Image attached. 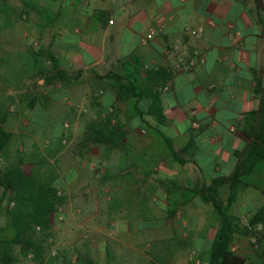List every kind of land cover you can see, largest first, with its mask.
I'll return each instance as SVG.
<instances>
[{"label": "crops", "instance_id": "1", "mask_svg": "<svg viewBox=\"0 0 264 264\" xmlns=\"http://www.w3.org/2000/svg\"><path fill=\"white\" fill-rule=\"evenodd\" d=\"M47 1V18L41 11L31 30L43 38L39 55L20 75L29 83L20 95V129L9 128L21 150L49 151L59 184L84 194L83 206L113 208L125 241L130 230L150 241L191 235L195 251L208 253L220 216L201 188L236 171L238 152L252 140L248 115L264 100V0ZM151 28L156 36L143 43ZM181 57L204 61L178 69ZM122 86L130 97L120 99ZM111 107L121 142L85 140L82 155L67 145L58 150L68 136L86 139ZM247 177L230 209L240 218L264 205V164ZM228 194L225 182L220 200Z\"/></svg>", "mask_w": 264, "mask_h": 264}, {"label": "rangeland", "instance_id": "2", "mask_svg": "<svg viewBox=\"0 0 264 264\" xmlns=\"http://www.w3.org/2000/svg\"><path fill=\"white\" fill-rule=\"evenodd\" d=\"M47 2V0H0V104L3 110L11 112V119L9 115V123L8 120L6 123L8 129H20V95L27 85L29 86V83L20 81V75L23 72L30 73L35 58L34 53L40 50L43 38L31 30L35 27L36 20L40 19L41 11L47 18ZM69 128L70 123L66 130L68 131ZM65 136H68V132ZM82 141H85V137L75 138L72 141L68 136L67 142L63 141V144L68 146L69 154L82 155ZM21 146L20 138L13 137L11 155L15 156L23 151ZM27 154L29 157V153ZM0 164H3L1 158ZM23 167L27 171L33 169L31 162H25ZM90 179L96 182L94 177ZM75 185L74 187L78 186ZM59 189L60 194L66 196V201L53 214L52 235L44 241L43 258L36 260L33 253L32 256L20 255V248L17 246L15 251L18 260L15 264H78L81 255L91 257L97 264H151L154 261L158 264H204L201 253L195 251L191 235L150 241L151 236L145 232L130 230L131 233H128L126 224L122 227L128 233L125 241V238L119 235L120 224L112 214L113 208L102 209L100 212L90 205L91 201L87 202L89 206L80 204L81 201L84 202V194L69 193L62 185ZM2 194L3 188L0 187V198ZM6 202L7 200L4 201L5 206ZM133 211L139 213L144 210ZM95 212L96 215L90 217ZM86 216L90 218L81 223ZM250 219V217L240 218L242 229L247 230V233L242 231L238 234L233 246L236 247L237 254L243 250L247 253L246 264H264V227L258 231L261 245L255 248L251 235L256 231L246 225V221ZM5 224L6 217L2 214L0 225ZM180 227L182 226L179 225L178 228ZM215 227L217 228L218 225ZM136 229L138 230L137 226ZM206 256L207 253H203V257Z\"/></svg>", "mask_w": 264, "mask_h": 264}, {"label": "trees", "instance_id": "3", "mask_svg": "<svg viewBox=\"0 0 264 264\" xmlns=\"http://www.w3.org/2000/svg\"><path fill=\"white\" fill-rule=\"evenodd\" d=\"M7 1V0H5ZM39 55L34 53V57ZM50 60L57 67V59L49 55ZM140 81V79H138ZM128 86L120 87V99L130 97L127 93ZM125 90V92L123 91ZM135 95L139 96L134 91ZM153 113V110H151ZM113 112L107 114L101 122H93L86 132L87 141H108L119 143L124 138V133L113 124ZM11 112L3 110L0 104V187L3 194L0 198V216L6 217V224L0 225V264H15L18 260L15 248H20V255L34 254V259L41 260L45 253L44 241L52 235L53 214L65 203L66 196L60 194V176L56 167H49V151H32L29 156L33 169L26 173L23 165L27 160V152L20 151L15 156L11 155V146L14 134L6 123ZM160 120L164 115L157 114ZM249 130L246 133L252 138L249 146L242 152L243 160L230 177L215 178L210 185L201 188V196L205 201L211 202L215 211L220 216V225L213 239L211 249L206 258L200 254L204 264H246V258L232 250V246L242 231L240 218L230 211L241 187L248 185L247 175L252 173L256 163L264 164V100L258 109L249 113ZM62 143V142H61ZM59 144L58 150L64 149V144ZM229 183V194L226 202L219 198V186ZM7 200L6 206L4 201ZM176 209L168 210V217H173ZM254 226L264 224V205L250 217ZM247 231V230H246ZM245 231V232H246ZM247 233V232H246ZM180 243L182 241L180 240ZM184 243V242H183ZM72 264V263H67ZM78 264H97L91 257L81 255ZM151 264H158L152 262Z\"/></svg>", "mask_w": 264, "mask_h": 264}, {"label": "built area", "instance_id": "4", "mask_svg": "<svg viewBox=\"0 0 264 264\" xmlns=\"http://www.w3.org/2000/svg\"><path fill=\"white\" fill-rule=\"evenodd\" d=\"M111 23H113L114 22V20H111L110 21ZM201 29H198V30H194L193 32L194 33H196V34H199V33H201ZM156 34H157V30L156 29H154V28H151L146 34H145V36H143L142 37V42L143 43H147V42H149L150 40H152L155 36H156ZM199 61H201V62H203L204 61V59L201 57H193V58H191V59H185V58H183V57H181V58H179L178 60H177V62H176V65H175V67L176 68H178V69H181V68H184V69H190V68H193L194 66H196V64L199 62ZM213 87V86H212ZM169 88V86H166L165 87V89H168ZM103 93V90H100L99 92H98V94L100 95V94H102ZM80 109H83V107H80ZM111 112H114V108L113 107H111L110 109H109V111L107 112V114H109V113H111ZM106 114V115H107ZM194 126H198V124H197V122H194ZM65 127L68 129V127H69V123H66L65 124ZM64 142H67V138H65V140H64ZM61 185H59V187H60ZM60 193H61V190H60ZM246 225H247V227L249 228V229H255V233H253L252 235H251V241H252V243H253V245H254V247L255 248H259L260 247V245H261V243H260V235H259V230H262L263 229V227H264V224L263 223H258V224H256V225H252L251 223H250V221L249 220H247L246 221ZM232 250L233 251H236V247L235 246H233L232 247ZM33 254L32 253H30L29 254V256H32ZM197 263H199V261H197Z\"/></svg>", "mask_w": 264, "mask_h": 264}]
</instances>
